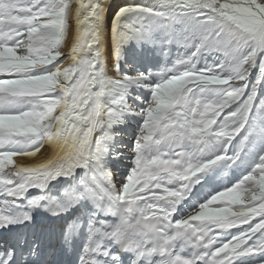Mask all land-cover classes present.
Segmentation results:
<instances>
[{
	"label": "snow or ice",
	"instance_id": "6c2138e0",
	"mask_svg": "<svg viewBox=\"0 0 264 264\" xmlns=\"http://www.w3.org/2000/svg\"><path fill=\"white\" fill-rule=\"evenodd\" d=\"M112 4L0 0V264H264V0Z\"/></svg>",
	"mask_w": 264,
	"mask_h": 264
},
{
	"label": "bare ground",
	"instance_id": "6f19581e",
	"mask_svg": "<svg viewBox=\"0 0 264 264\" xmlns=\"http://www.w3.org/2000/svg\"><path fill=\"white\" fill-rule=\"evenodd\" d=\"M126 3L128 2V0H113V4L112 6L115 4V6L113 7V9L117 8L119 5H121V3ZM137 2H139V0H137ZM74 10H75V4H73V13L70 14V19L72 18V15L74 14ZM111 13H109V17H110ZM48 153V148L45 147L44 149L41 150L40 153H38L35 157L32 158L33 161H39L43 156H45ZM16 159L17 163H28L30 162L29 160H25V159H21V158H14Z\"/></svg>",
	"mask_w": 264,
	"mask_h": 264
},
{
	"label": "rangeland",
	"instance_id": "374dc122",
	"mask_svg": "<svg viewBox=\"0 0 264 264\" xmlns=\"http://www.w3.org/2000/svg\"><path fill=\"white\" fill-rule=\"evenodd\" d=\"M121 4H124V3L122 2ZM114 6H115V4L112 6V10H113V11H115V9H116V8L113 9ZM110 17H111V15H110ZM110 17H109V18H110Z\"/></svg>",
	"mask_w": 264,
	"mask_h": 264
}]
</instances>
